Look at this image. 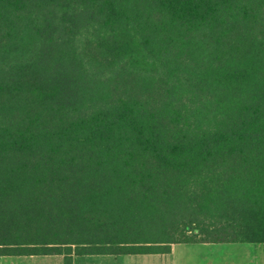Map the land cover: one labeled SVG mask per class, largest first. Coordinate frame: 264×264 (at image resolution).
<instances>
[{
  "label": "trees",
  "instance_id": "obj_1",
  "mask_svg": "<svg viewBox=\"0 0 264 264\" xmlns=\"http://www.w3.org/2000/svg\"><path fill=\"white\" fill-rule=\"evenodd\" d=\"M264 245V0H0V256Z\"/></svg>",
  "mask_w": 264,
  "mask_h": 264
},
{
  "label": "rangeland",
  "instance_id": "obj_2",
  "mask_svg": "<svg viewBox=\"0 0 264 264\" xmlns=\"http://www.w3.org/2000/svg\"><path fill=\"white\" fill-rule=\"evenodd\" d=\"M219 248L221 249L216 252L219 256L216 257L221 258L222 264H264V245L252 242L223 243L220 246L181 243L175 244V250L171 254H120L119 258L107 257L101 262L100 258L94 257L85 264H204L205 260L202 256H209L213 254L210 253L212 249ZM31 263L38 262L33 259ZM51 263L57 264V261Z\"/></svg>",
  "mask_w": 264,
  "mask_h": 264
},
{
  "label": "crops",
  "instance_id": "obj_3",
  "mask_svg": "<svg viewBox=\"0 0 264 264\" xmlns=\"http://www.w3.org/2000/svg\"><path fill=\"white\" fill-rule=\"evenodd\" d=\"M195 243H201L205 246H220V244H232V243H237V242H191V243H184V244H195ZM181 244V243H177ZM176 244V245H177ZM171 252H168L166 254H171L175 250V244H173ZM219 249H212L209 254V256H202V259L205 260L204 264H222L221 258L219 259L216 257L219 254H216ZM161 255V254H160ZM98 257L100 258L99 261L101 262L104 260V258L111 257V258H119L120 254H104V255H73V263L74 264H85L86 261ZM36 259L38 263H31V260ZM218 259V260H217ZM224 259V258H223ZM57 261V264H64V255L62 254H50V255H7V256H0V264H54L51 263V261ZM97 261V260H95Z\"/></svg>",
  "mask_w": 264,
  "mask_h": 264
}]
</instances>
